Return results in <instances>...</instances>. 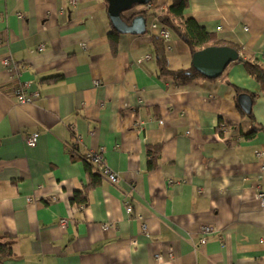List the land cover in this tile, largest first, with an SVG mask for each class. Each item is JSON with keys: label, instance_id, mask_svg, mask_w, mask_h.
Returning a JSON list of instances; mask_svg holds the SVG:
<instances>
[{"label": "crops", "instance_id": "crops-1", "mask_svg": "<svg viewBox=\"0 0 264 264\" xmlns=\"http://www.w3.org/2000/svg\"><path fill=\"white\" fill-rule=\"evenodd\" d=\"M171 4L134 9L147 32L118 33L113 52L106 0H0V242L14 252L0 264H264V88L245 66L264 64V0L189 1L185 16L243 58L189 84L160 76L163 49L171 71L193 67L151 27ZM18 83L38 98L19 104ZM100 148L117 184L90 186Z\"/></svg>", "mask_w": 264, "mask_h": 264}, {"label": "trees", "instance_id": "trees-1", "mask_svg": "<svg viewBox=\"0 0 264 264\" xmlns=\"http://www.w3.org/2000/svg\"><path fill=\"white\" fill-rule=\"evenodd\" d=\"M189 1L190 0H172L171 6L161 13L155 14L154 18L158 21L159 24L167 28L178 38L182 39L189 47L192 56L208 47L227 46L220 42L216 36L208 33L205 28L200 26L193 18H187L185 16V11L188 8ZM138 7L142 6H136L131 11L123 14V18L127 23H131V21L138 16H143L146 19L147 17H149V10L132 12ZM131 12L132 14L129 16V13ZM118 37L119 34L117 32H113L110 34V42L113 48V52H116L117 50L116 46ZM156 40H158V38H156ZM159 40L162 44L164 43L163 39ZM228 46L237 50L240 54V50L236 46ZM158 53V65L161 77L171 78L172 80L180 84H189L195 82L198 79H206L194 67L188 70L171 71L168 67V59L164 54V49L162 51H158ZM242 60L243 58L241 57V61ZM245 66L248 73L260 84L262 88H264V64H261L259 62H247ZM247 115L251 116V113ZM255 133L253 132V134ZM84 160L87 165V171L91 176L92 183L90 186L98 184L103 177L97 172L94 165H92L86 159ZM154 164L155 163H151V168L155 166ZM72 202L79 206L87 204V192L83 194L80 192H76L72 199ZM13 257L14 252L12 246L8 243L0 242V263L12 259Z\"/></svg>", "mask_w": 264, "mask_h": 264}, {"label": "water", "instance_id": "water-1", "mask_svg": "<svg viewBox=\"0 0 264 264\" xmlns=\"http://www.w3.org/2000/svg\"><path fill=\"white\" fill-rule=\"evenodd\" d=\"M108 17L114 30L122 35H144L147 32V19L135 17L127 23L123 14L136 6H148L153 0H106ZM236 61H241L239 52L229 46L208 47L192 56L193 67L205 78L215 80L220 78L227 67ZM252 98L248 94L239 96L241 109L249 114L252 111Z\"/></svg>", "mask_w": 264, "mask_h": 264}, {"label": "built area", "instance_id": "built-area-1", "mask_svg": "<svg viewBox=\"0 0 264 264\" xmlns=\"http://www.w3.org/2000/svg\"><path fill=\"white\" fill-rule=\"evenodd\" d=\"M158 21L155 19V21L152 23L151 27L153 29L158 28ZM219 30L221 28H218ZM161 36L166 39L170 40L171 33L170 31L162 27L160 30ZM4 65L9 67L11 66V62L9 60H5ZM13 95L18 100L19 104H27L35 101L38 98V94H29L28 93V85L23 83H18L15 87H13ZM37 135H30L26 137V143L29 147H34L37 143ZM79 142V140L77 141ZM79 144V143H78ZM77 144V145H78ZM257 156L260 160L264 159V153L258 152ZM85 159L90 162L92 165L95 166L97 172L104 178H107L111 183L117 184L119 182V178L117 174L112 172L108 165L106 164V158H105V150L104 148H100L98 151H89L85 154ZM264 169V166H263ZM260 197L264 200V193H261ZM56 198H53L55 200ZM126 212L127 214H133V206L131 204H127L126 206ZM139 219H142L141 216H138ZM147 227L144 225V230L146 231ZM212 229L208 226H204L202 228V236L200 238V244L204 245L207 242V236L212 233Z\"/></svg>", "mask_w": 264, "mask_h": 264}]
</instances>
